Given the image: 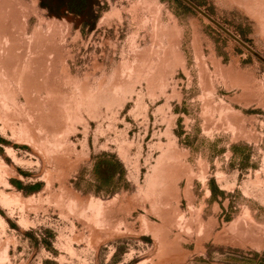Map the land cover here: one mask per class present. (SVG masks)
Listing matches in <instances>:
<instances>
[{"label":"rangeland","instance_id":"1","mask_svg":"<svg viewBox=\"0 0 264 264\" xmlns=\"http://www.w3.org/2000/svg\"><path fill=\"white\" fill-rule=\"evenodd\" d=\"M190 1L252 51L180 0H0V264H264V0Z\"/></svg>","mask_w":264,"mask_h":264},{"label":"water","instance_id":"2","mask_svg":"<svg viewBox=\"0 0 264 264\" xmlns=\"http://www.w3.org/2000/svg\"><path fill=\"white\" fill-rule=\"evenodd\" d=\"M182 1L184 4H186L188 7H190L191 9H193L194 11H196L197 13H199L200 15H202L204 18H206L208 21L212 22L214 25H216L220 30H222L223 32H225L229 37H231L232 39H234L237 43H239L242 47L246 48L249 51H252L244 42H242L241 40H239L237 37H235L233 34H231L228 30H226L225 28H223L221 25H219L217 22H215L208 14H206L203 10H201L199 7H197L193 2H191L190 0H180Z\"/></svg>","mask_w":264,"mask_h":264},{"label":"trees","instance_id":"3","mask_svg":"<svg viewBox=\"0 0 264 264\" xmlns=\"http://www.w3.org/2000/svg\"><path fill=\"white\" fill-rule=\"evenodd\" d=\"M66 7L68 11L71 13L78 14L79 12H83L87 9L88 7V0H66ZM79 1V2H78ZM76 5L79 6V8H74Z\"/></svg>","mask_w":264,"mask_h":264}]
</instances>
